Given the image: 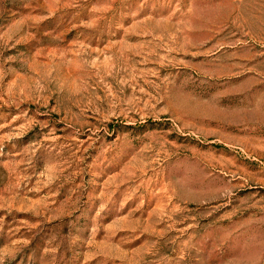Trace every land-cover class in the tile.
<instances>
[{"label": "rangeland", "instance_id": "374dc122", "mask_svg": "<svg viewBox=\"0 0 264 264\" xmlns=\"http://www.w3.org/2000/svg\"><path fill=\"white\" fill-rule=\"evenodd\" d=\"M0 264H264V0H0Z\"/></svg>", "mask_w": 264, "mask_h": 264}]
</instances>
